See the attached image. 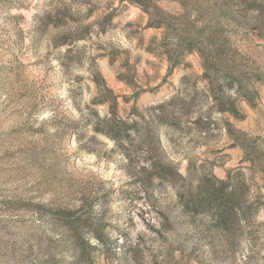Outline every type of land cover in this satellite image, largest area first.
Returning a JSON list of instances; mask_svg holds the SVG:
<instances>
[{"label": "rangeland", "instance_id": "obj_1", "mask_svg": "<svg viewBox=\"0 0 264 264\" xmlns=\"http://www.w3.org/2000/svg\"><path fill=\"white\" fill-rule=\"evenodd\" d=\"M154 7L155 10H149L147 24L125 26L130 29L126 39H136L132 48H116L111 44L105 47L96 43L99 56L89 57L94 74L99 73L104 85L116 98L115 117L123 120L121 110L131 117L133 110L140 112L167 101L179 92L184 76L187 78L186 88L195 86L199 89V85L203 84L198 80L204 72L202 59L197 53H181L180 42L202 31L220 42L218 50H223V58L232 62L235 73L246 78L245 83L257 93L255 103L249 105L252 111L255 112L264 103V0H159ZM14 8L29 10L31 20L23 15H11ZM39 8L40 3L34 5L32 0H0V36L17 30L21 23L30 25L36 21ZM95 10L90 9V12ZM124 10H127V5ZM120 13V9H113L102 15L96 22L98 32L92 25L80 27L90 30L83 46L76 43L75 50L60 54L63 56V75H68L74 65H81L84 56L92 51L93 45L89 41L93 34L97 38L108 36L109 31L115 35L118 25L106 22L101 26L100 21L106 15L112 14L113 18ZM52 19L57 25L66 24L68 19L73 23L78 22L77 17L70 16L67 11L58 13L55 18L50 15L48 22H52ZM102 28L106 29L105 33H101ZM29 35L32 36L31 47L34 51L48 44L49 40L52 52L61 47L54 45L59 35L49 33L43 22ZM213 50L208 47L204 49ZM141 53L156 57L160 63L145 59ZM105 56L108 58L107 66L97 65L96 60ZM41 63L37 60L31 67L30 74L34 78L13 76L14 73L28 70L23 62L11 67L0 66V92L5 86L12 88L13 92L9 105L12 110L0 122L9 128L7 133H0V151L3 152L0 156V264H159L156 253L160 240H153L144 248L134 246L130 233L122 225L127 218L109 215L112 203L135 198L133 184L144 183L147 175L140 171L141 175H137L136 180L120 189L114 185L106 188L104 181L80 179L75 170L76 154H70L67 149L73 137L84 138L95 112L90 110L88 116L76 119L70 110L62 108L63 102L55 95L60 74L48 69L44 74L45 79L39 80L41 72L37 66ZM94 74L92 80L96 83ZM122 76L131 84L120 80ZM75 79L77 83L82 80L81 77ZM121 85L136 89L131 96L124 94L122 97L124 104H132L130 112L122 108L119 102L121 98L114 91L120 89ZM37 100L55 113L39 129L29 121L11 119L25 111L31 116ZM200 103L201 97L191 112L198 109ZM240 111L243 119H226L232 129L240 134L230 135L227 131V149L223 146L212 149L209 154L211 158L197 160L191 166L189 176L183 178L190 179L194 190L206 176L225 180L228 172L238 170L241 176L237 179L246 187V199L259 207L258 211L255 215H249L248 222H236L229 229L219 228L217 231L209 210L184 213L181 207L184 192L179 185H173L178 186L179 200L167 213L170 227L164 240L182 238L190 245V250L182 253L188 258L186 264H190L192 258H196L198 264H236L237 253L243 250L244 245L248 246L249 252L244 264H264V255L261 254L264 253V221L256 219L260 209L264 208V121L256 116L250 119L246 107L240 108ZM10 119L11 123H7ZM211 121L214 125L211 124L208 132L202 134L211 139H224L217 136L215 129L218 125ZM170 132L164 128L161 130V135L168 141L167 144L160 143L162 152L165 147L175 143V139L169 137ZM191 133L188 131L189 135ZM221 158L223 163L220 162ZM130 172L134 174L135 169ZM33 180L36 183L32 188L37 191L52 189L56 199L43 205L35 202L34 195L28 194L31 189L17 194L19 187H26ZM94 204L99 208L96 213L93 212ZM66 211L74 213L75 231H71L63 221L67 216ZM95 235L103 236L109 244L92 245L90 241ZM121 238L124 239L123 244L119 243ZM204 246L209 251L206 261L201 262Z\"/></svg>", "mask_w": 264, "mask_h": 264}, {"label": "clouds", "instance_id": "obj_2", "mask_svg": "<svg viewBox=\"0 0 264 264\" xmlns=\"http://www.w3.org/2000/svg\"><path fill=\"white\" fill-rule=\"evenodd\" d=\"M33 4L40 3L38 9V19L32 21L30 25L21 23L19 28L11 31L7 36H0V66L8 65L14 66L18 62H23L28 66V70L16 74L20 78L31 76V67L36 64L37 60L42 61L37 67L41 74L39 80H44V74L48 69H53L60 74V81L58 91L55 93L57 98L63 102L62 108L70 110L71 114L80 119L81 116H88L90 110H94L95 116L93 122L88 125L86 135L82 139L73 137L71 144L68 146V152L75 153V170L81 180L84 181H104L105 187L114 185L117 189L122 186L127 187L130 182L136 180L137 175H141L140 170H148L146 181L144 183H134V190L136 196L130 201H117L110 205V216H125L127 222L122 221V225L131 236L132 245H140L144 248L150 245L153 240H160L159 251L156 253L159 264H186L187 257L182 256V253L187 249L190 250V245L186 244L182 238L167 239L164 238L168 235L169 219L167 215L171 211L172 206L177 205L179 197L177 195L178 186H173L175 180L180 177H188L191 166L200 159H210V152L214 148L223 146L227 149L225 127L226 119H234L231 115V109L236 106L240 108H247L251 119L253 116L259 117L264 121V103L253 112L250 104L255 103L253 96L251 101L245 99L246 90L249 85L242 80H221L222 85L221 100L226 103L227 107L224 110L229 113L227 117L221 115L218 106L220 101H217L213 94L203 84L199 85L201 91V103L198 109L194 110L190 116H185L184 123L187 126L189 123L195 122L205 113H209V109H214L211 113V119L216 122L218 128L215 129L217 136L224 139L216 140L205 137L201 132L196 131L197 128H202L203 124L192 123V133L188 134L187 127L179 132H170L169 137L175 139V143L170 147H165L163 152L157 157L162 160L163 164L158 169L153 170L154 160L148 159V153L139 151L137 146H144L153 139L157 144H167L168 141L161 135L162 128L170 127L169 121L166 119H159L153 116L149 121H140L139 117L133 115L129 117L123 110L120 111V117L128 125L127 128L121 130V135L115 137L104 131L94 130L95 126L100 122H106L112 119L110 112L111 99L103 98L106 93L102 85L100 90L97 88V83L92 80L94 74V67L90 56H99V52L95 49V44H104L108 47L110 44L116 48L129 49L132 48L136 39L132 38L131 41L126 39L130 29L126 25H144L148 23L149 14L143 11V5L130 4L129 0H32ZM155 0H153V4ZM127 5V10L124 6ZM96 8L95 11L90 12V9ZM113 9H120L121 13L112 18L111 24L118 25L115 28V35L100 36L97 38L95 34L92 40L89 41L93 45L92 51L84 56L81 65H74L68 75H63L62 59L60 54L67 53L69 50V43H63L56 52H52L50 40L48 44L38 50H33L31 47L32 36L29 32L40 26L41 22L45 23L46 30L53 35H66L76 32L80 27L85 25H92L95 32L99 31V25L96 23L101 19L102 15ZM67 11L70 16L77 17V23H73L71 19L67 20L66 24H55V19L48 22L51 15L53 18L58 13ZM11 15H23L31 20L32 13L26 9L14 8L11 10ZM55 25V26H54ZM149 31H154L149 29ZM163 31V29H161ZM79 46H83L84 41L79 40ZM51 53V55H49ZM135 55V53H134ZM145 59L155 61L156 57L141 53ZM143 63V61H142ZM97 65L107 66L108 58L105 56L103 59L96 60ZM76 77H81L80 83L76 82ZM122 108L131 111L132 104H124L122 97L124 94L129 96L136 91L133 87L125 88L121 85L120 89H114ZM12 88L5 86L3 91L0 92V122L5 120L8 113L12 110L10 100L12 98ZM95 101V103H94ZM36 108L31 112L17 113L11 119L19 121H29L32 126L39 129L42 124L51 120L55 113L52 110L44 107L39 100L36 101ZM7 109V111H6ZM239 111V108L237 109ZM166 115V114H164ZM243 118L242 116L240 117ZM11 119L7 123H11ZM133 126V125H137ZM9 128L6 124H0V133H7ZM191 141V143H189ZM129 152L137 156L138 162L132 164L129 157ZM3 152L0 151V156ZM147 160V162H146ZM221 163L223 160L221 158ZM227 167V165H225ZM135 169L134 174L130 172ZM171 178V180L169 179ZM224 179V178H222ZM36 182L33 180L27 183L26 187H19L17 194H23L31 189L29 195L36 197L37 204L47 205L56 199V193L52 189L37 191L32 188ZM38 187V186H37ZM79 206V204L77 205ZM127 209V212L125 211ZM99 211L98 205H93V212ZM257 221H264V208L260 209V214L256 217ZM143 240V243H141ZM92 245H97L99 241L92 239ZM120 244L124 243L121 238ZM208 248L204 246L203 255L200 257L201 262L206 261L208 256ZM162 253V254H161ZM264 255V253H261ZM131 255V253H129ZM147 256V252H145ZM249 255L248 246L244 245L243 250L237 253L236 264H244ZM190 264H198L196 258H192Z\"/></svg>", "mask_w": 264, "mask_h": 264}, {"label": "trees", "instance_id": "obj_3", "mask_svg": "<svg viewBox=\"0 0 264 264\" xmlns=\"http://www.w3.org/2000/svg\"><path fill=\"white\" fill-rule=\"evenodd\" d=\"M156 1L159 0H155V2ZM129 3L143 5V11L146 13H149V10L151 9H156L154 7L153 0H129ZM112 16V14L106 15L100 21V25L102 26L106 22L109 24L112 20ZM156 28H159V26H156ZM89 30L90 29L88 27L79 28L74 33L63 36L59 35V37L54 40V45L59 47L63 43H69V50L66 53L68 54L72 50H75V44L79 40H85L86 34ZM105 31L106 29H101V33H105ZM180 45L181 53H197L200 55L204 72L198 80L203 82L204 86L209 89L217 101H220L218 108L221 111V114L229 115V113L224 111L227 107L226 103L221 100L222 85L220 84V81L242 80L245 83L246 78H243L240 74L237 75L235 73L234 66L231 64L232 62L223 58V50H218L221 47L220 42L213 37H208L204 31L197 32L193 34L192 37L188 36L187 39H183L182 42H180ZM206 47L214 50L204 51ZM120 80L126 81L127 84H131V82H129L124 76L120 77ZM94 81L97 83L98 89H100L102 85L104 86V92L106 95H104L103 98L111 99L110 112L112 113V119L106 122L98 123L94 130L104 131L115 137H119L121 135V130L127 128L128 125L124 122V120H121L114 115V111L117 107L116 98L112 95V91L104 85L99 73L95 72ZM186 81L187 78L184 76L180 81L182 87L179 92L169 97L167 101H163L140 112L133 110L131 116L135 115L139 117L140 121H149L153 118V116L157 118V121L161 118L166 119L171 125L166 129L171 132H179L185 127H187L188 131H192V123L197 125L203 124V127L197 128L196 131L207 133L211 124L214 125L211 121V115L208 113L198 118L197 121L189 123L187 126L184 123L183 118L191 115L192 109L195 107L199 97H201L200 88L197 89V87L193 86L188 89L186 88ZM186 91H189V93ZM256 94L257 93L255 91L249 88L246 90L245 99L251 101L252 97H255ZM238 108L239 111L237 110ZM213 110L214 109H209V113ZM231 115H233L237 120H241V116L244 118L239 106L231 109ZM225 125L230 135L231 133L240 134V132L234 131L227 122H225ZM133 126L138 127V124ZM137 148L138 152L145 151L148 153L147 158L154 160L153 170L158 169L161 164H163L162 160L157 159V157H159L162 153V146L157 144L155 140L150 138L147 144L142 147L137 146ZM129 157L132 164L138 162L135 154L129 152ZM140 171H142L145 175L148 174V170L146 169H141ZM239 176H241V173L238 170L233 171L232 173L228 172L225 180H219L212 176H206L194 188V190L193 183L191 184V181L189 182L190 179L185 180V178L180 177L178 180H175L174 185H179V188L182 189V192H184L185 195V199L181 203L184 213H187L188 211L200 213L202 211L209 210L208 214L212 216L214 222L216 223L215 228L217 231L219 228L229 229L230 225L236 222H248L249 215H255L259 207L254 205L253 202H250L249 200L247 201L246 187L237 179ZM169 179L171 180V178ZM66 213L67 216L64 217L63 221H65L71 231H75L74 213L69 211H66ZM78 239L77 241H80ZM94 239H97L102 245L109 244L108 241L104 240L101 235H95ZM87 264L90 263L88 262Z\"/></svg>", "mask_w": 264, "mask_h": 264}]
</instances>
